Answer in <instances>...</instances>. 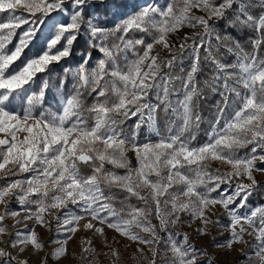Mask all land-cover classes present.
I'll use <instances>...</instances> for the list:
<instances>
[{"label":"snow or ice","instance_id":"6c2138e0","mask_svg":"<svg viewBox=\"0 0 264 264\" xmlns=\"http://www.w3.org/2000/svg\"><path fill=\"white\" fill-rule=\"evenodd\" d=\"M118 7L0 0V264H264V0Z\"/></svg>","mask_w":264,"mask_h":264},{"label":"rangeland","instance_id":"374dc122","mask_svg":"<svg viewBox=\"0 0 264 264\" xmlns=\"http://www.w3.org/2000/svg\"><path fill=\"white\" fill-rule=\"evenodd\" d=\"M116 2L118 3L119 7H118V11L120 12H132L134 10V8L138 5H143L145 3V0H116ZM157 3H159L161 6L165 5L166 0H156ZM47 29L44 30L43 33H41V43L43 42V36L47 33ZM192 29L190 28H183L181 30V36L184 34H191L192 33ZM234 35H236L241 44L244 45L245 44V40L246 37L251 35V33H249L248 31H237L234 33ZM246 47H250V45H245ZM37 51L36 48H32L31 52H28V55L31 56L33 54H35ZM229 60L233 59V57H228ZM19 63V62H17ZM205 71L207 72V69H205ZM50 84L52 86V90L54 91L55 86L57 84V78L54 76L53 79L50 81ZM219 99L218 95H212L209 96L206 100V102L202 105V115L205 117L204 122L201 124V131L198 135V141L200 143H202L205 139L206 136L204 135L205 131L208 130L210 128L209 125V121L213 119L211 112H212V105L216 102V100ZM91 102V101H90ZM129 156L132 158V163L135 164V159L132 156L131 153H129ZM212 168H219L221 171H225L227 166L220 164L219 162H212L211 164ZM122 171V170H121ZM257 179L259 180H264V175H260L257 174ZM0 183H2V181H0ZM250 203L251 205H256V204H260V203H264V199L261 198V196L259 194H254L251 199H250ZM12 207H16L15 202L13 201ZM3 209V206L0 205V210ZM48 219H51V217H48ZM222 222L224 221V217H221ZM7 224H12L13 221L11 218H9L6 221ZM26 223L31 224V221H27ZM83 223V221L81 222ZM20 228H23L24 225L21 224L19 225ZM177 232L183 233L185 231L190 232L191 230L188 229L186 226H181L175 229ZM36 231H38L41 235V239L42 240H48L49 237L51 236V233L48 231H45L44 229L37 227ZM217 232H223V236L217 235V239L218 240H222L224 239V237H226L228 235V233L226 231H224L223 228H218ZM87 235H91V233H87ZM116 234L112 231H108L107 232V236L108 239L111 240L113 236H115ZM85 236V233L83 231L79 232L75 238L69 242L68 248L69 251L71 253L74 254V256H70L67 260H63L61 261V264H77V260L74 258L75 255H78L80 252V238ZM5 239H7V237H5ZM246 239H251L250 237H246ZM127 241H121L120 245H114L116 247H119L120 250L124 253V258L126 260H129L130 264H132V262L130 261V253H132L134 251V249L136 248L135 244H132L130 248L127 249V251H124L125 245H127ZM197 245H204L207 246L208 245V241L207 240H199L196 241ZM52 246H49V248ZM96 248L97 250L100 249V244L99 242L96 243ZM239 248L240 246L237 245L236 246V250H233L231 252L228 251H224V250H215V249H210V251H215L216 252V256L215 259L217 261V264H236V262L239 260L240 258V253H239ZM28 253H25V256H28ZM42 255V254H41ZM36 257L32 256L30 258V264H36ZM108 258L106 256L101 255L99 257V264H107Z\"/></svg>","mask_w":264,"mask_h":264},{"label":"trees","instance_id":"16d2710c","mask_svg":"<svg viewBox=\"0 0 264 264\" xmlns=\"http://www.w3.org/2000/svg\"><path fill=\"white\" fill-rule=\"evenodd\" d=\"M90 101H91V99L89 98V102H90ZM131 203H132V204H136L137 201H136L135 199H132V200H131Z\"/></svg>","mask_w":264,"mask_h":264}]
</instances>
